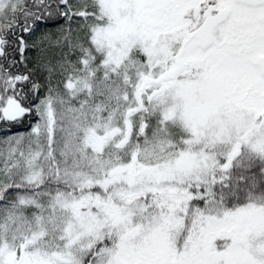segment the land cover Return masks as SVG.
<instances>
[{
    "label": "snow or ice",
    "instance_id": "snow-or-ice-1",
    "mask_svg": "<svg viewBox=\"0 0 264 264\" xmlns=\"http://www.w3.org/2000/svg\"><path fill=\"white\" fill-rule=\"evenodd\" d=\"M0 264H264V0H0Z\"/></svg>",
    "mask_w": 264,
    "mask_h": 264
},
{
    "label": "trees",
    "instance_id": "trees-1",
    "mask_svg": "<svg viewBox=\"0 0 264 264\" xmlns=\"http://www.w3.org/2000/svg\"><path fill=\"white\" fill-rule=\"evenodd\" d=\"M55 30L54 27L52 25H47V26H42L41 30L45 31V30ZM39 34V33H38ZM28 55L34 57L35 53L34 52H29ZM26 129L24 127H19L18 129H13V131H25Z\"/></svg>",
    "mask_w": 264,
    "mask_h": 264
}]
</instances>
